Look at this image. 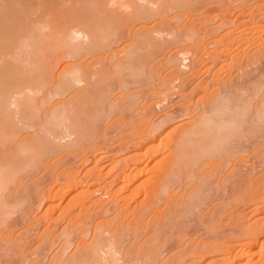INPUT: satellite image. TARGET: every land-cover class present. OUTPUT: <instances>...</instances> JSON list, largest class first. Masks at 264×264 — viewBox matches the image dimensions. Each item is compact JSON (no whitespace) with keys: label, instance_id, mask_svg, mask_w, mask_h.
<instances>
[{"label":"rangeland","instance_id":"rangeland-1","mask_svg":"<svg viewBox=\"0 0 264 264\" xmlns=\"http://www.w3.org/2000/svg\"><path fill=\"white\" fill-rule=\"evenodd\" d=\"M0 10V264H264V0ZM79 20L96 44L23 48Z\"/></svg>","mask_w":264,"mask_h":264},{"label":"bare ground","instance_id":"bare-ground-1","mask_svg":"<svg viewBox=\"0 0 264 264\" xmlns=\"http://www.w3.org/2000/svg\"><path fill=\"white\" fill-rule=\"evenodd\" d=\"M14 1V0H13ZM8 3V2H7ZM2 5V4H1ZM7 6V5H6ZM2 7V6H1ZM5 10H7V9H5ZM0 11H2V10H0ZM8 11V10H7ZM149 11V10H148ZM5 13V12H4ZM8 16V15H7ZM17 16V15H16ZM11 20V19H10ZM75 20V19H74ZM18 21V20H17ZM76 22V21H75ZM66 25V24H65ZM95 25V24H94ZM94 25L89 21V22H86L85 20L84 21H82V20H79V21H77V23L76 24H74L73 26L71 25L70 26V29L68 30H66V27L64 28V26H63V28L60 30V31H58L56 34H54V35H56L55 37H51L49 34H45V33H43L42 31H43V28H45V25H43L42 26V24H41V27H39L37 30H33V29H30V30H32V31H30L29 29H26V33H24L23 34V38L21 39L22 40V44H23V48H27V50L29 49V48H31L30 50L31 51H33L32 53H35L36 51H43L44 49H45V47H46V45L47 44H49V43H47V42H49V40H51V39H53L54 40V43L55 44H57V45H61V46H63V47H70L72 50H73V52H75V51H79V50H83L84 48H82V46H81V43H82V41H84V39H93V37H96V35H94V34H96V32H97V29L95 30L94 28H93V30H91V27L90 26H92V27H94ZM99 25V24H98ZM87 26H89V27H87ZM96 27H97V25H95ZM3 28V27H2ZM24 29V28H23ZM99 29V28H98ZM24 31V30H23ZM54 31H56V30H54ZM95 31V32H94ZM98 31H100V29L98 30ZM21 35V34H20ZM97 35H99V34H97ZM17 37H19V36H17ZM16 36H15V38H17ZM89 39V40H90ZM4 40V39H3ZM94 41H95V39H93ZM47 41V42H46ZM91 41V40H90ZM90 42V43H97V42ZM21 44V45H22ZM20 45V47H22ZM48 46V45H47ZM93 46L94 47H96L94 44H93ZM89 48V47H88ZM79 49V50H78ZM75 50V51H74ZM17 53H19V51L17 52ZM43 53V52H42ZM76 53V52H75ZM37 54V53H36ZM180 54H182V53H180ZM19 55V54H18ZM38 55H40V53H38ZM32 56V55H31ZM181 56H183V55H181ZM187 56V55H186ZM38 56L36 55V56H34L32 59L30 58V60H33V61H38V59L40 58L41 59V57L39 56V58H37ZM184 57V56H183ZM36 59V60H35ZM39 59V60H40ZM186 59H187V57H184V58H182L181 60H180V63H179V65H181V68H183L184 67V69H185V67L187 66H189V68H190V65H188L189 63H187L188 61H186ZM189 60V59H188ZM175 61H177V59L175 60ZM179 61V60H178ZM185 61H186V64H185ZM29 62V61H28ZM31 62V61H30ZM29 62V63H30ZM176 63V62H175ZM33 64V62L31 63V65ZM176 64H178V63H176ZM178 65V66H179ZM183 66V67H182ZM32 68V67H31ZM30 68V69H31ZM178 68V67H177ZM189 68H187V69H189ZM38 69V68H37ZM180 70V69H179ZM31 71V70H30ZM37 71V70H36ZM69 71V70H68ZM76 71V70H75ZM29 72V71H28ZM28 72H26L27 74H28V76L29 75H31V72H35L33 69H32V71L30 72V73H28ZM72 72V70L71 71H69V72H67L69 75H67V73H66V76H67V78L65 77V76H63V78H64V80H63V78L61 79L62 80V82H61V84H63L61 87H60V85H59V87L61 88V89H58L57 91L60 93L61 91H63V90H65V89H67V90H69L70 88H68V86H72L73 84L72 83H74V87H76L75 86V83H80V82H82L83 81V78L81 77V75L80 74H78L77 72L76 73H71ZM179 72V71H178ZM37 73H38V71H37ZM36 73V74H37ZM65 73V72H64ZM26 74V75H27ZM33 74V73H32ZM64 75V74H63ZM23 76H25V74H23ZM27 76V77H28ZM35 77V79H34V77ZM68 76L70 77V78H68ZM33 77V78H32ZM19 78H21V77H19ZM36 76L35 75H32L31 76V78L29 79V78H27V82H26V86H24V87H26V89H29V88H31L30 90H31V92L33 91L32 89V87H34L33 86V83L34 82H38L39 80H36ZM23 79V78H22ZM24 79H26V76H25V78ZM38 79V78H37ZM18 81H20V80H18ZM21 82V81H20ZM23 82V81H22ZM25 82V81H24ZM25 83H23L22 84V86L24 85ZM14 85H16V84H14ZM68 85V86H67ZM15 87V86H14ZM16 87H21V85L19 86L18 84L16 85ZM15 87V88H16ZM28 87V88H27ZM13 88V87H12ZM23 88V87H22ZM71 88H73V87H71ZM14 89V88H13ZM17 89V88H16ZM25 89V88H24ZM25 89V90H26ZM34 89H35V87H34ZM20 90V89H19ZM61 90V91H60ZM2 92L3 91H1V94H2ZM13 92V91H12ZM16 92V91H15ZM67 92V91H66ZM14 93V92H13ZM63 93H64V91H63ZM0 94V95H1ZM7 94V93H6ZM16 94V93H15ZM23 94V93H22ZM58 94V93H57ZM61 94V93H60ZM60 94H58V96L60 95ZM4 95V93L1 95V97H4L3 96ZM12 95V94H11ZM19 95V94H18ZM21 95V94H20ZM62 95V94H61ZM7 96V95H6ZM5 96V97H6ZM22 97V96H21ZM26 97V96H25ZM157 97V96H156ZM15 99V98H14ZM1 100H3V98H1ZM16 100V99H15ZM15 100H13V102H9L10 103V105L11 106H15L16 104H17V102H15ZM19 100V99H18ZM18 100H16V101H18ZM7 101H8V99H7ZM12 101V100H11ZM2 101H0V105L2 104L1 103ZM19 102V101H18ZM20 103V102H19ZM19 103L17 104V105H19ZM7 102H6V106H7ZM4 105V106H5ZM21 105V104H20ZM60 109V108H59ZM56 111H54V110H52V113L50 114L51 115V122L53 121V123H55V124H57V123H59L60 121H61V113L60 114H58V113H55ZM5 114H6V116H5V119L6 118H8L7 116V113L5 112ZM63 115V114H62ZM3 116V115H2ZM4 117H2V119H3ZM60 120V121H59ZM3 121H4V119H3ZM49 122H50V120H49ZM207 122V123H206ZM205 123H206V125H205V123H204V126H207V124H208V122L209 121H206ZM55 124H54V126H55ZM211 123H209L208 124V126L207 127H209L210 128V131L212 130L211 129V125H210ZM210 125V126H209ZM216 125H218V124H216ZM221 125H223V124H221ZM220 125V126H221ZM4 126V125H3ZM59 126H60V124H59ZM224 126V125H223ZM227 126V125H226ZM74 128H75V126H73ZM228 127V126H227ZM231 127H232V125H231ZM71 128H72V126H71ZM205 128V127H204ZM226 128V127H225ZM1 129V128H0ZM70 129V128H69ZM73 129V128H72ZM77 129V128H76ZM75 129V130H76ZM220 130V129H219ZM222 130H225V129H222ZM227 130V129H226ZM77 131V130H76ZM209 131V129H208V131H206V132H210ZM215 131H216V129H215ZM68 132V131H67ZM71 132V131H70ZM70 132H68V133H70ZM73 132V134H75L74 132L75 131H72ZM203 132H205V131H202V133ZM212 132V131H211ZM219 132V131H218ZM217 132V133H218ZM223 132V131H222ZM70 134H72V133H70ZM208 134H210V133H208ZM214 135V134H213ZM212 135V136H213ZM218 136V135H217ZM206 137V136H205ZM214 139V138H213ZM217 140V139H216ZM215 142H217V141H215ZM215 142H213V144L215 143ZM184 143H185V139H182V140H180V142L178 143L179 144V150L178 151H180V152H182L183 151V149L184 148H186L185 147V145H184ZM211 144H212V142H211ZM215 145V144H214ZM208 145L206 144V147H207ZM212 147V146H211ZM212 149V148H211ZM184 150H186V149H184ZM214 151H215V149H214ZM185 151H183V153H184ZM209 153V152H208ZM211 153V152H210ZM209 153V154H210ZM213 154H215V153H213ZM135 165H137V164H135ZM135 168V167H134ZM137 170V169H136ZM8 173H9V171H7ZM8 173H5V174H7L8 175ZM3 174V173H2ZM10 174V173H9ZM3 182V181H2ZM1 183V182H0ZM82 199V198H81ZM241 246V245H240ZM243 246V245H242ZM244 248V247H243ZM239 249V248H238ZM240 250L242 251V250H244V249H241V247H240ZM240 250H237V251H239L240 252ZM246 250V249H245ZM244 250V252L243 253H241V254H245L246 253V251ZM236 251V250H235ZM248 253V252H247ZM250 253V252H249ZM240 253H238V252H235V254L234 255H236V258H234V260L233 261H231L230 262V264H236V262H235V260L237 259V257H241V256H239V255H241ZM229 255V254H228ZM248 255V254H247ZM246 256V255H245ZM249 256V255H248ZM92 263H94V260H93V262Z\"/></svg>","mask_w":264,"mask_h":264}]
</instances>
